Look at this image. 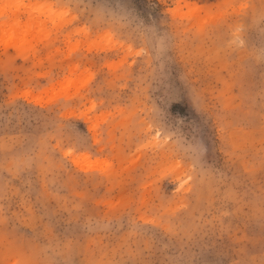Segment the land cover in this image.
I'll use <instances>...</instances> for the list:
<instances>
[{"label":"rangeland","instance_id":"374dc122","mask_svg":"<svg viewBox=\"0 0 264 264\" xmlns=\"http://www.w3.org/2000/svg\"><path fill=\"white\" fill-rule=\"evenodd\" d=\"M0 264H264V0H0Z\"/></svg>","mask_w":264,"mask_h":264}]
</instances>
